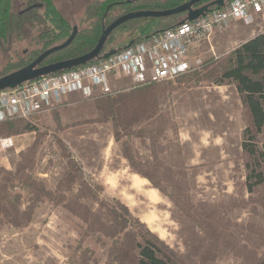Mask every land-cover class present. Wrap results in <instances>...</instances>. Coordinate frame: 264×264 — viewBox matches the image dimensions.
Segmentation results:
<instances>
[{
    "label": "rangeland",
    "instance_id": "374dc122",
    "mask_svg": "<svg viewBox=\"0 0 264 264\" xmlns=\"http://www.w3.org/2000/svg\"><path fill=\"white\" fill-rule=\"evenodd\" d=\"M92 1L54 0L72 23ZM262 26L260 19L251 25L236 22L191 54L200 55L204 61L220 57L261 32ZM153 27L156 25L150 31ZM136 34L116 32L104 51L124 46ZM30 50L31 46L19 42L10 50L0 51V72ZM195 70L184 77L150 82L167 83L170 90L160 97L157 115L134 126L137 131H145V136L121 133L116 140L113 122L98 120V93L91 98L74 93L29 119L16 118L35 130L11 135L27 141L16 150H0V168L13 170L20 153L36 143L31 173L55 191L67 169L60 142L81 168L84 179L101 186L99 198L116 199L125 205L182 259V264H248L250 258L264 257V184L253 192H248L244 184L247 170L242 137L246 117L241 99L231 80L220 85L207 79L193 80L188 76ZM109 85V94L134 88L128 78L110 80ZM258 137L260 146L264 143V125ZM124 146L130 148L136 169L150 174L163 192L129 164L123 156ZM120 169L128 180L139 182L145 194L129 191L128 182L119 181ZM77 190L75 184L64 194L72 197ZM20 192L23 209L28 193ZM156 196L158 205L148 201ZM80 201L105 223L111 222L98 201L86 197ZM187 203L213 207L215 215L223 219L225 229L220 228L223 233L215 248L209 250L206 233L196 217L186 214ZM150 219L154 220L152 224ZM114 239L89 229L63 204L54 205L45 199L37 204L27 223L16 227L0 222V264H108Z\"/></svg>",
    "mask_w": 264,
    "mask_h": 264
},
{
    "label": "trees",
    "instance_id": "16d2710c",
    "mask_svg": "<svg viewBox=\"0 0 264 264\" xmlns=\"http://www.w3.org/2000/svg\"><path fill=\"white\" fill-rule=\"evenodd\" d=\"M184 1L93 0L84 6L77 21L72 23L60 12L54 0H0V51L10 50L19 42L31 46V50L25 52L26 55L10 61L0 72V76L27 65L46 49L62 44L74 27L77 28V32L73 40L66 47L48 55L41 65L77 57L90 51L102 29L127 12L169 9ZM231 1L224 0L222 5L212 4L209 11L225 7ZM181 17L179 13L162 18L129 20L115 28L106 43L113 39L116 32L119 35L136 32V36L129 41L131 45L178 25L185 19V16ZM153 25L156 27L150 31ZM126 47L127 44L117 48V51ZM104 49L105 45L99 58L109 51ZM60 72L62 71L48 75ZM184 76L187 74L182 77ZM188 77L197 81L207 79L217 85L223 84L225 80L234 83L246 117L242 137L247 170L244 184L248 192L260 188L264 184V143L260 146L258 144V136L264 125V31L257 32L227 54L204 61L199 70H195ZM169 88L170 85L167 83H150L113 94H101L95 101L99 112L98 120L113 122L116 140L120 139L121 133L145 136V131H137L134 126L157 115L159 99L170 90ZM34 130V126L20 119L0 123V137H10L13 134ZM59 144L67 158V169L58 181L55 191L47 189L44 182L31 173L36 143L20 153V161L13 170L0 168V222L21 226L30 220L37 204L48 199L54 205L63 204L77 214L86 222L89 229H97L106 237L115 238L108 264H182V259L151 233L144 223L133 217L125 205L116 199L109 201L100 199L101 186L85 180L79 165L66 153L64 146L60 142ZM123 156L139 175L163 192L150 174L136 169L137 162L128 146H124ZM75 184L78 186L77 194L67 197L64 192L71 190ZM21 190L28 193V203L23 209L20 207ZM83 197L98 201L105 208L111 222L107 224L101 216L91 213L80 201ZM186 208V214L196 217L195 221L206 233L209 250L215 248L220 243L219 239L223 233L220 228L225 229L223 219L215 215L213 207L206 209L203 204L193 206L187 203ZM247 262L264 264V257L250 258Z\"/></svg>",
    "mask_w": 264,
    "mask_h": 264
},
{
    "label": "built area",
    "instance_id": "2783aa9c",
    "mask_svg": "<svg viewBox=\"0 0 264 264\" xmlns=\"http://www.w3.org/2000/svg\"><path fill=\"white\" fill-rule=\"evenodd\" d=\"M263 22L264 0H232L225 7L143 38L105 58L54 75H44L13 88L0 90V123L29 119L44 107L62 102L68 94L83 98L110 92V80L128 78L133 86L174 79L200 68L204 59L191 54L236 22ZM7 147L9 137H0Z\"/></svg>",
    "mask_w": 264,
    "mask_h": 264
},
{
    "label": "water",
    "instance_id": "95a60500",
    "mask_svg": "<svg viewBox=\"0 0 264 264\" xmlns=\"http://www.w3.org/2000/svg\"><path fill=\"white\" fill-rule=\"evenodd\" d=\"M202 0H187L183 2L182 4L175 6L173 8L169 9H159V10H135L127 12L116 19H114L111 23H109L105 28L102 29V32L95 44V46L88 52L79 55L77 57H73L70 59H65L45 65H41L42 61L51 53L56 52L64 47H66L74 38L77 32V28L74 27L72 33L67 38L65 42L62 44L50 47L40 53L35 59H33L30 63L27 65L12 71L8 74H5L3 76H0V90H3L5 88H13L17 85H20L26 81L33 80L35 78H38L40 76L48 75L50 73H54L57 71H63V70H69L75 67H79L81 65H84L86 63H89L93 59L99 58V54L108 38L110 33L117 28L119 25H121L124 22H127L132 19L136 18H162V17H168L173 14H179L182 12H187L185 19L181 20L179 24L184 23L185 21L194 20L202 15L205 14L204 11L206 8H209L212 4H223L224 0H215L204 7L199 8H193L195 4L200 2ZM127 45H130V42L127 43ZM117 49H110L108 52L102 54V58L108 57L109 55H112L116 53Z\"/></svg>",
    "mask_w": 264,
    "mask_h": 264
},
{
    "label": "bare ground",
    "instance_id": "6f19581e",
    "mask_svg": "<svg viewBox=\"0 0 264 264\" xmlns=\"http://www.w3.org/2000/svg\"><path fill=\"white\" fill-rule=\"evenodd\" d=\"M117 175H119L118 176V178H119V181H121V183H122V181H127L128 182V188H129V191H131V192H133V193H135L136 195L137 194H141V195H143V193H144V191H143V186L141 185V184H139V182L137 183L136 182V180H128L124 175V172L123 171H121V169H120V172L117 174ZM127 176V175H126ZM145 180V179H144ZM146 181V180H145ZM124 183V182H123ZM147 193V192H146ZM145 194V193H144ZM140 195V196H141ZM149 196V195H148ZM147 196V197H148ZM148 201L150 202V203H152V204H154V205H158L159 204V202H160V199L158 198V196H156V197H153V198H148ZM150 221V224H152L153 222H154V220L153 219H150L149 220Z\"/></svg>",
    "mask_w": 264,
    "mask_h": 264
},
{
    "label": "crops",
    "instance_id": "0c3cea01",
    "mask_svg": "<svg viewBox=\"0 0 264 264\" xmlns=\"http://www.w3.org/2000/svg\"><path fill=\"white\" fill-rule=\"evenodd\" d=\"M255 35V34H254ZM253 35V36H254ZM252 36V37H253ZM251 38V37H250ZM71 96L72 94H68V95H66L65 97H63V99H62V102H63V100L66 98V97H68V96ZM22 136H10L9 138H10V144H9V146H7V147H3V146H1L0 147V150H8V149H13V150H16V149H18V148H21L22 147V145L24 144V142L25 141H27L26 139H25V141H24V139H20ZM23 142V143H22Z\"/></svg>",
    "mask_w": 264,
    "mask_h": 264
},
{
    "label": "flooded vegetation",
    "instance_id": "af4514ba",
    "mask_svg": "<svg viewBox=\"0 0 264 264\" xmlns=\"http://www.w3.org/2000/svg\"><path fill=\"white\" fill-rule=\"evenodd\" d=\"M128 1H130V0H128ZM185 1H187V0H185ZM184 1V2H185ZM213 1H215V0H202V1H200V2H198L197 4H195L194 6H193V8L195 9V8H199V7H204L205 5H207V4H209V3H211V2H213ZM183 3V2H182ZM181 3V4H182ZM210 8H206L204 11H207V10H209ZM206 13V12H205ZM182 16H185L186 17V14H187V12H182V13H180ZM104 45H106V42H105V44ZM103 48H104V46H103Z\"/></svg>",
    "mask_w": 264,
    "mask_h": 264
}]
</instances>
